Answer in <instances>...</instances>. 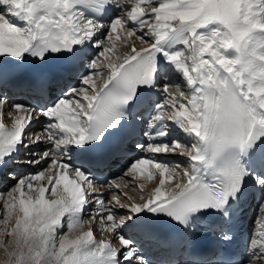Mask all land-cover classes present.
<instances>
[{"label": "snow or ice", "instance_id": "snow-or-ice-1", "mask_svg": "<svg viewBox=\"0 0 264 264\" xmlns=\"http://www.w3.org/2000/svg\"><path fill=\"white\" fill-rule=\"evenodd\" d=\"M110 9L118 14L105 23L101 17ZM129 38H134L131 43ZM117 41L130 52L116 55ZM85 45L98 51L85 61L78 86L47 106L14 101L0 79V116L11 124L5 133L0 120V172L21 150L32 151V137L41 143L32 131L41 121L44 147L27 165H49L20 177L8 190L11 199L0 224L2 264H152L126 231L142 213L167 217L195 232L197 215L212 210L224 221L221 240L230 242L231 202L249 181L264 192V0H163L156 6L151 0H0V58L23 62L31 55L44 61L49 54L76 56ZM161 63L186 81L189 95L181 85L166 82L167 75L158 82ZM140 89H152L162 99L143 133L146 142L135 145L152 155L133 160L125 174L135 179L136 173L147 172L148 180L158 174L159 181L146 203L129 204L126 215L118 216L126 207L120 196L105 202L95 192L93 173L75 166L71 153L90 154L111 130L132 119L126 109ZM171 125L192 138L190 146L178 140L155 142L168 136ZM156 155L186 156L188 166L164 163ZM177 175L183 182L167 190ZM49 191L54 198L46 199ZM89 210V221L98 218L115 245L95 239L91 227L75 238L57 239L65 213L78 217ZM260 210L264 213V198ZM84 223L76 219L68 227ZM187 244L191 253V240ZM245 254L246 261L225 262L221 253L211 264H264V220Z\"/></svg>", "mask_w": 264, "mask_h": 264}, {"label": "bare ground", "instance_id": "bare-ground-1", "mask_svg": "<svg viewBox=\"0 0 264 264\" xmlns=\"http://www.w3.org/2000/svg\"><path fill=\"white\" fill-rule=\"evenodd\" d=\"M163 2V0H151V3L153 4V6H156L158 3ZM134 38H129V42L131 43L132 40ZM135 43L138 47L140 46H144L141 45V42L139 40H135ZM182 45H177V48H182ZM130 52V48L123 44L120 41H117L116 43V48H115V53L116 55H126ZM167 75L168 80L166 82L168 83H175V84H179L181 85L180 90L184 92L185 96L189 95V86L186 85V81L183 80L181 78V76L176 72L175 74V70L171 65H167L164 69V73H163V77ZM163 77H162V81H163ZM94 79H97L96 76H94ZM101 80V79H99ZM97 80V84H100V82ZM71 107V106H70ZM7 111V109L5 110ZM4 119H8L7 117L4 116ZM40 127H42V123L40 125ZM179 129L177 128L176 131H178ZM183 133V132H181ZM172 134V133H171ZM181 136H183L182 134H180ZM44 136V134H43ZM181 136H177V138L175 140L180 141L182 144H187L188 142L187 140L185 142H182L184 140H182V138H180ZM187 136V135H186ZM179 137V139H178ZM188 137V136H187ZM42 144V145H41ZM40 145L44 147V144L41 143ZM43 147H40L39 153H37V155L35 154V150L34 151H29L25 156H23V158H19V160H15V163L18 165H15V167L13 168L14 170L9 169V171L7 173H5V181L0 182V224H2L3 220L5 219V217L7 216V210L4 207V204L6 201H9L11 199L10 196L7 195L8 191H6V189L12 184V179L15 177H11L9 175V173H13L14 175H20L23 176L25 178H27L29 176L30 173L32 172H38L40 170L41 167L47 169L49 168L48 164H41V165H36V166H30L27 165V159L31 158L34 154L36 156H39L42 152ZM156 160H160L164 163H183L184 166H188V158L186 156H172V155H156ZM8 170V169H7ZM135 179L131 176H120L118 177L116 180L117 182L120 183V187L119 188H115L112 187L110 190H108L107 187H100L98 190H106L105 193H103V197L105 199V202L109 201L113 196L115 195H119L120 196V203L124 204L126 207L122 210H120L117 215L118 216H122V215H126L127 213V206L129 204L132 203H136V204H142V203H146L147 199L150 198L154 187L158 186V181H159V175L156 174L152 180H148L147 179V172H145L143 175H141L140 173H136L135 174ZM70 178L71 175H70ZM178 182H183L181 176L177 175L176 177H174V179L170 182H168L165 186V188L167 190H172L175 187V184ZM36 186L38 187L39 184L37 183ZM13 188V186L11 187ZM26 195L28 194V190L27 188L24 189ZM59 190H62V186ZM124 193H127L128 196L132 197V200H127L124 196ZM18 196V193H17ZM54 198L51 196L50 191L48 193H46V199H51ZM17 203V208H18V200L16 201ZM85 214V213H84ZM89 215H90V211L86 214L85 217H74L71 213H65V215L61 218L62 222L64 223V226H58L57 227V238L59 239L62 235L63 236H67L68 238H75L78 234H82L83 231L88 230V227H91L93 232H94V237L95 239H100L98 236H102L104 235V233H106L105 238L108 239H112L114 240L113 236L109 233V231L107 229L102 228L99 219L97 218V220L95 221H89ZM76 219H80L81 221L85 222L83 227H75L70 229L68 227L69 223L75 222ZM261 220H264V213L261 216L259 222H258V232H259V225L261 223ZM252 227V225L250 226ZM2 230V229H0ZM127 231V229H126ZM102 238V237H101ZM5 259V254L2 250H0V264H2L3 260Z\"/></svg>", "mask_w": 264, "mask_h": 264}, {"label": "rangeland", "instance_id": "rangeland-1", "mask_svg": "<svg viewBox=\"0 0 264 264\" xmlns=\"http://www.w3.org/2000/svg\"><path fill=\"white\" fill-rule=\"evenodd\" d=\"M175 74H176V72H175ZM12 174V176L11 177H13V176H15L13 179H12V184L6 189V191H8L15 183H16V180H18L20 177H23V176H18V175H14L13 173H11ZM34 184H37L36 182H34ZM64 223L65 222H63L62 223V226L61 227H63L64 226ZM58 239V238H57Z\"/></svg>", "mask_w": 264, "mask_h": 264}]
</instances>
